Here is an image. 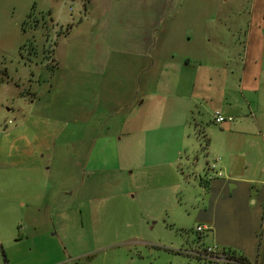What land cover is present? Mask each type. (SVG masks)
Returning a JSON list of instances; mask_svg holds the SVG:
<instances>
[{"label": "rangeland", "instance_id": "rangeland-1", "mask_svg": "<svg viewBox=\"0 0 264 264\" xmlns=\"http://www.w3.org/2000/svg\"><path fill=\"white\" fill-rule=\"evenodd\" d=\"M132 1L0 0V264L10 253L19 260L31 237L43 241L33 243L35 253L62 241L72 254H85L73 264H234L233 253L196 232L202 226L196 211L200 181L213 163L227 160L224 152L237 170L243 166L248 147L241 136L222 132L209 109L233 107L238 81L231 75L213 84L225 65L207 57L201 69L193 63L198 72L191 78L212 96L194 91L183 99L167 92L191 82L181 73L164 75L163 65L162 73H138L132 57L113 52L116 42L148 28V10L124 13L123 3ZM139 1L147 7L148 0ZM177 3L194 11L178 14L169 27L159 23L156 35L172 29L163 43L177 58L188 40L206 42L215 33L223 41L219 53L233 39L242 52L250 15L264 17L257 0ZM202 24L213 34L195 37L191 30ZM90 35L108 45L110 76L103 79L85 69ZM259 89L258 104H249L259 112L251 109L245 118L264 124V72ZM128 102L131 109L118 108ZM182 107L204 108L184 117Z\"/></svg>", "mask_w": 264, "mask_h": 264}, {"label": "crops", "instance_id": "crops-1", "mask_svg": "<svg viewBox=\"0 0 264 264\" xmlns=\"http://www.w3.org/2000/svg\"><path fill=\"white\" fill-rule=\"evenodd\" d=\"M178 1L148 0L147 7L142 5L139 0L128 4L124 2L122 5V7H125L124 13L131 17L140 15L141 10H148L149 15H145V17L149 16L148 28L144 29L141 35H133L132 39L123 38L116 42L113 52L118 53L117 56L122 54L126 58L132 57V61L136 63L134 69L138 73L146 74L150 70L155 72L158 68L162 73L160 65H163L164 75L169 73V76L172 77L181 73L188 80L191 79L185 89L180 86V82H177L173 90L167 91L171 95H178L183 99H191L194 91L201 97L212 96L211 91L203 89L202 82H198L196 76L194 79L191 78L192 74L196 75L198 72V70L192 69L195 67L193 63H199V69H201L200 64L207 61V57L225 65L223 69H219L220 77L215 80L216 82L213 81V84L219 85V81L226 80L231 75L238 81V98L233 97L234 100H231L237 106H218L209 107V109H214V112L218 111L224 116L233 118V122L220 125L224 128L221 131L230 135L236 134L243 139L244 144L248 147L245 148L242 154L243 166L239 170L236 169L237 165L232 163L233 158H230L229 150L223 153L225 157L229 155L227 160L224 159L223 164L213 163L211 165V169H209L211 174L207 173L205 179L200 181L203 196L201 197L200 206L197 208L196 217L200 219L202 226L207 228L202 233H206L207 239L210 237V244L215 246L216 249L230 251L234 255L241 256L248 264H264V146H262V143H264V124L262 118L254 122H250L248 118H245L251 109L255 110L256 113L259 112V105L250 107L249 104L253 101H257L258 104L259 86L264 72L263 13L256 11L255 18L252 14L250 15V22L244 31L242 52L237 50V44L240 40L233 39L235 37L232 34L231 38L233 40L224 45L227 47L224 50L225 52L219 53L220 48H222L219 46H222L223 41L219 40L218 34L215 33V36L211 35L210 40L206 42L195 41L189 45L188 40L187 44L181 45L183 56L177 58L173 47L163 43L166 42L163 41L164 37L169 38L174 34V32H171L172 29H170L171 31L166 29L164 35L160 38L156 35L159 23L162 22L163 24L165 22L169 27L178 14L185 12L183 16H186V12H188L190 16L194 11V8L183 11L180 4L177 3ZM258 4L264 5V0H257ZM251 11L253 13V9ZM203 13L204 10L199 11L198 15H203ZM223 22L225 24L227 21ZM134 23L132 26H134ZM191 23L197 24V17H191ZM236 23H234V26H236ZM137 24L140 25L141 22ZM139 25H135L134 28H139ZM201 27V30H197L198 27L191 30L195 37L198 34H206V32L208 35L213 34L210 29V31H207L206 26L203 24ZM239 32H241L240 29ZM90 36L92 40L87 44L89 54L84 57L85 69H89L91 72L94 71L95 76L103 79L109 74L107 71L111 57L110 52L107 51L108 45L106 42H102L98 38L93 39V36ZM214 37V41L211 40ZM213 42H216L215 46L212 45ZM162 56L165 59H161ZM238 63L241 64L239 69L236 67L227 68L228 64L235 65ZM147 65H149V68ZM204 70L208 71L209 69L204 68ZM166 83L167 80H165V85ZM222 93L223 98L230 100L229 95H226L224 91ZM127 105L128 107L118 108L131 109L129 102L125 106ZM203 108L182 107V114L184 117L186 115L188 117L189 113L194 117L193 113L198 109L203 110ZM233 115H238L237 117L241 119L236 121ZM126 118L135 120L134 116ZM256 139H260L261 145L255 141ZM59 214L58 211L56 215L59 216ZM17 239L20 242L23 240V238ZM35 241L40 243L36 237L26 238L24 242L28 244V247L25 251H20V259L14 260L13 254L10 253L11 255L9 254L7 259L4 257L5 264H21L24 261L29 264H73L72 262L76 259V256L85 255L72 254L62 241H57V243L52 241L55 246L53 249L43 247L39 253H35L33 252Z\"/></svg>", "mask_w": 264, "mask_h": 264}, {"label": "built area", "instance_id": "built-area-1", "mask_svg": "<svg viewBox=\"0 0 264 264\" xmlns=\"http://www.w3.org/2000/svg\"><path fill=\"white\" fill-rule=\"evenodd\" d=\"M212 121L216 125H222V124H228V123L233 122V118L231 116H224L220 112L215 111L213 113V115H212ZM206 229L207 228H205L204 226H197L196 227V232L197 233H202ZM210 252H212V250L210 248H208L206 253H210ZM232 263L236 264L234 261Z\"/></svg>", "mask_w": 264, "mask_h": 264}, {"label": "trees", "instance_id": "trees-1", "mask_svg": "<svg viewBox=\"0 0 264 264\" xmlns=\"http://www.w3.org/2000/svg\"><path fill=\"white\" fill-rule=\"evenodd\" d=\"M233 260L236 264H248V262L241 256L232 254V257L230 258Z\"/></svg>", "mask_w": 264, "mask_h": 264}]
</instances>
